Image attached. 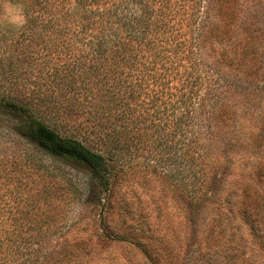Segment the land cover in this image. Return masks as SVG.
<instances>
[{
    "label": "trees",
    "instance_id": "obj_1",
    "mask_svg": "<svg viewBox=\"0 0 264 264\" xmlns=\"http://www.w3.org/2000/svg\"><path fill=\"white\" fill-rule=\"evenodd\" d=\"M8 1L26 22L0 54V264L61 255L63 205L101 220L122 155L205 178L225 100L264 92L251 36L224 48L235 0Z\"/></svg>",
    "mask_w": 264,
    "mask_h": 264
},
{
    "label": "rangeland",
    "instance_id": "obj_2",
    "mask_svg": "<svg viewBox=\"0 0 264 264\" xmlns=\"http://www.w3.org/2000/svg\"><path fill=\"white\" fill-rule=\"evenodd\" d=\"M7 3L0 0V54L20 28L5 22ZM230 7L235 16L225 25L224 48L251 36L248 48L262 77L264 0H235ZM261 87L247 101L239 95L225 100L228 116L221 128L229 142L218 140L223 161L205 178L171 176L169 162L154 170L153 161L122 155L101 220L97 208L58 209L64 220L49 225L65 227L76 220V229L49 240L47 253L61 255L47 264H264ZM236 90L242 93L243 87Z\"/></svg>",
    "mask_w": 264,
    "mask_h": 264
},
{
    "label": "clouds",
    "instance_id": "obj_3",
    "mask_svg": "<svg viewBox=\"0 0 264 264\" xmlns=\"http://www.w3.org/2000/svg\"><path fill=\"white\" fill-rule=\"evenodd\" d=\"M3 17L6 23L13 27L19 28L26 22L23 9L11 3H7L4 6Z\"/></svg>",
    "mask_w": 264,
    "mask_h": 264
}]
</instances>
